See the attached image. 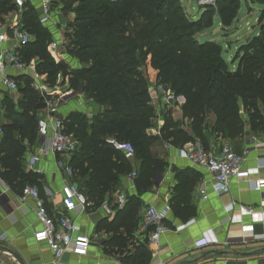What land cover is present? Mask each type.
Wrapping results in <instances>:
<instances>
[{"label": "trees", "instance_id": "obj_1", "mask_svg": "<svg viewBox=\"0 0 264 264\" xmlns=\"http://www.w3.org/2000/svg\"><path fill=\"white\" fill-rule=\"evenodd\" d=\"M10 1L0 0V14L14 9ZM62 1L63 9L74 14L67 22L65 49L80 62V67L72 68L53 58L47 49L54 39L53 31L41 24L37 13L30 8L24 11L22 20L34 38L20 49L19 57L27 64L35 60L37 71L49 87L56 84L59 75L64 83L68 78L71 89L81 87V92L101 107L92 119L77 111L63 118L65 132L78 141L68 165L74 175L82 178L89 206L100 205L118 189L121 178L134 170L137 189L148 188L165 166L154 151L159 138L147 133L154 125L156 112L149 82L136 63L138 55L146 60L150 57V65L157 71L158 86L167 85L175 95L183 96L184 115L192 118L193 134L190 135L172 120L170 110L163 109L166 118L163 141L173 137L174 145L183 146L200 139L208 147L206 128L211 112L216 120L210 130L223 138L233 140L244 135L246 123L242 111L247 113L253 133L264 131L261 108L264 105V29L262 34L238 48L235 68L223 57L219 43L197 38L201 29L213 25L216 16L224 26H231L241 8V0H215L201 5L203 12L198 18L188 13L181 0ZM251 1L263 6L259 21L264 23V0ZM22 81L24 84L18 82V86L23 93L19 104L23 112L14 113L15 105L6 101L13 120L8 130L4 125L5 135L6 130L10 135L18 128L26 137L34 138L38 133L39 112L53 96L37 91L30 78ZM9 139L11 148L0 151V166L5 169L1 173L3 178L7 169L16 171L15 177L23 171L24 149L14 143L12 136ZM108 139L128 145L135 154L133 162ZM190 171H177V176ZM140 208L138 197H127L126 205L114 219L100 221L97 231L110 235L104 241L106 253L128 247L131 235L138 228ZM134 248L125 264L137 260L146 264L151 255L148 247L140 244Z\"/></svg>", "mask_w": 264, "mask_h": 264}, {"label": "crops", "instance_id": "obj_2", "mask_svg": "<svg viewBox=\"0 0 264 264\" xmlns=\"http://www.w3.org/2000/svg\"><path fill=\"white\" fill-rule=\"evenodd\" d=\"M23 1L21 11L15 4V0H11L14 9L0 14V32L8 30L11 21L16 16L22 20L24 11L28 8L35 11L39 19V0ZM198 5L201 4L198 2ZM54 24L55 22L52 21L46 26L51 29L57 26L55 32L52 30L55 33L53 40H57L62 36V29L60 30L58 24ZM13 44L11 41H0V54L8 56L11 50L16 51V46ZM63 52V59L59 58L57 62L64 61L75 68V63L72 62L74 59L69 56L65 48ZM33 61L36 65V61ZM146 62L148 73L156 76V71L150 65V57ZM6 72L15 78L19 85H23L22 80L27 77L30 78L32 86L37 91L49 92L48 89L45 90L47 85L43 82L42 77L44 76L37 69L36 72L31 70V74H27L8 67ZM36 73L40 75L39 80L36 78ZM151 84L152 88H149V91L156 117L153 127L147 133L159 138L160 142L154 151L165 162V166L157 173L153 184L144 190L139 191L135 181L126 175L121 178L118 189L107 195L100 205L88 206L86 210L78 208L69 213V216L80 227V231L90 236L91 245L85 254L66 252L61 258V264H125L126 257L131 256L134 247L140 244L147 246L151 253L146 264H264V227L251 215L239 216V205L258 209L264 203V187L260 191L253 189L251 183L253 177H248L233 178L228 186L216 190L212 174L208 170L192 166L187 160L179 157L176 151V147L179 146L171 142L173 137L163 141L162 130L166 118L163 111L157 112L155 107V100L161 97L164 87L156 90L153 76H151ZM0 91L2 93L0 120L8 130V125L13 119L9 116L11 112L7 110L6 101L13 102L14 113L22 114L23 111L19 104L23 93L19 89L15 93L8 92L1 82ZM68 92L70 95L74 91L70 88ZM74 98L75 103L71 108L73 112L83 113L88 119H92L94 114L101 111V107L96 102L93 103V100L81 97V94ZM62 103V100L57 102L56 113L65 118L68 113L63 111ZM184 103L185 98L177 96L176 108L168 110L171 112L172 120L179 123L186 133L192 135V121L191 125H187L189 118L184 115ZM94 104L97 107H94ZM46 112L47 110L43 109L40 114L43 115ZM7 130L5 137L0 141V151L11 148L12 142L9 138L12 136L15 139L14 143L24 149L21 159L23 171L19 172V177H15L16 171L7 169L6 177L3 178L1 173L5 169L0 166V245L14 250L26 264H55L50 247L46 243L37 242L34 238L35 232L42 228V223L36 216L33 198L23 196V188L29 184L37 186L51 214H56L63 209L62 197L67 193L70 182H75L83 191L82 178L74 174L68 175L66 172V165L72 155L50 154L38 162V171L34 170L29 165V157L37 151L40 145H48L49 137L43 138L37 133L33 136L34 138H28L18 128L9 135ZM208 140L207 148L212 150H217L221 144L226 143L211 137ZM257 141L264 143V133L258 136L246 131L233 143L226 144L242 153L256 145ZM257 155H264V146L259 147L256 152L249 153L244 164L245 169L256 168L257 164L264 163V161H257ZM130 161L133 162V160ZM61 163L64 165L62 166ZM185 170L192 172L177 176V171ZM260 177L264 178V167L261 168ZM203 187L207 188V199H203L200 194V189ZM120 193H125L129 198H139L141 202L139 222L138 228L131 235L128 247L115 250L113 254H110L106 253L104 248V241L110 235L103 230L97 231V226L103 219H114L117 212L124 208L126 203L122 207L116 205V199ZM150 204L156 205L162 211L164 222L171 228L156 242H149L147 231L141 228L144 210ZM107 209L111 212L108 213ZM208 232L215 235L218 243L205 244L203 235ZM256 235H262V237L258 238ZM0 264H18V262L11 255L0 251ZM131 264L141 263L137 260Z\"/></svg>", "mask_w": 264, "mask_h": 264}, {"label": "built area", "instance_id": "obj_3", "mask_svg": "<svg viewBox=\"0 0 264 264\" xmlns=\"http://www.w3.org/2000/svg\"><path fill=\"white\" fill-rule=\"evenodd\" d=\"M215 0H200V4L211 3ZM41 24H48L54 21V13L59 0H39ZM15 4L22 10L24 1L15 0ZM19 11V12H20ZM21 13V12H20ZM60 24V22H55ZM67 28V26H66ZM66 28L61 30L60 38L49 43L47 49L57 61L63 59L66 40ZM32 39L31 34L25 28L21 18L16 16L11 21L8 30L0 32V41H11L16 46V51L11 50L8 56L0 54V82L10 93H15L18 89V82L7 74V68L13 67L18 71L31 74L30 71L36 72L35 62L27 64L19 57V50L27 45ZM19 49V50H18ZM18 50V51H17ZM35 77V76H34ZM36 78L39 80L40 75L36 73ZM41 88H43L41 86ZM47 90V89H45ZM52 94L51 92H47ZM2 93L0 91V107ZM156 99V98H155ZM177 95L169 88L164 87L161 97L155 101L157 112L163 109L176 108ZM55 104V105H54ZM57 103L52 100L46 101L47 112L39 117L38 133L41 137H49L48 145H40L35 153L29 157V165L38 171L37 164L43 158L50 154L72 155L78 148V141L72 134L65 132L63 118H57L53 115L57 110ZM5 135V128L0 120V141ZM115 149L124 152V156L128 160H134L135 154L133 150L125 144H121L115 139H108ZM170 146V145H169ZM264 143L257 141L256 145L246 149L244 152H237L229 144H221L217 150L207 148L200 139H194L185 143L183 146L176 147L177 155L187 160L192 166L208 170L214 180V188L217 190L226 187L230 184L233 178H252V188L260 191L264 187V178L260 177L261 168L264 163L257 164L256 168L245 169L244 164L249 153L258 151L259 147H263ZM257 161H264V155H257ZM62 166L64 165L61 163ZM68 175H73L70 166L66 165ZM137 176L136 170L129 174L131 180ZM23 196H30L34 200V209L37 218L42 223V228L35 232L34 238L39 243H46L53 252L55 264H61V258L68 251H73L79 254H85L89 251L91 238L89 235L80 231V227L69 216V213L76 211L78 208L86 210L90 205L85 193L79 188L75 182H70L67 187V193L62 197V210L56 214H51L46 206V201L42 196L40 189L35 185H26L23 188ZM200 194L203 199H207L208 191L206 187L200 189ZM127 201V195L120 193L116 199V205L122 207ZM110 213L111 210L107 209ZM245 214L254 217L264 227V203L258 209L239 205V216ZM237 216V215H235ZM233 216V218H236ZM141 228L147 231L149 242H156L160 237L171 230L164 222L162 211L153 204L146 207L143 213ZM260 238L262 235H256ZM205 244L218 243L217 238L212 232L204 234ZM163 264V263H159Z\"/></svg>", "mask_w": 264, "mask_h": 264}, {"label": "rangeland", "instance_id": "obj_4", "mask_svg": "<svg viewBox=\"0 0 264 264\" xmlns=\"http://www.w3.org/2000/svg\"><path fill=\"white\" fill-rule=\"evenodd\" d=\"M183 6L185 9L188 11L190 10L191 13L195 15L196 18L201 17L203 8L200 7L201 5H198V2L200 0H181ZM210 1V0H209ZM214 1H211V3ZM200 3V2H199ZM207 4V3H206ZM65 3L62 0H59V3L57 4V8L54 13V19L55 22H60L58 24V27L61 29H65L67 24L69 23L68 21L73 19V15L70 11H67L63 9ZM205 5V4H203ZM263 8L262 5L258 3H254L251 0H241V8L238 12L237 17L235 18L233 24L231 26H224L219 18L216 16L213 18V25L210 27H205L201 29L197 33V38L203 41H213L217 42L222 46V55L223 57L229 62L231 68H235L237 65L238 61L234 60V57L236 58L238 48L243 44L246 43L249 39L253 38L254 36L262 34V31L264 29V23L259 21V10ZM188 11V13H190ZM190 13V14H191ZM191 14V15H193ZM68 22V23H67ZM55 25V24H54ZM52 30L55 32L57 30V26H53ZM55 35V33H53ZM72 60L73 64L75 65V68L80 67V62L73 58ZM146 58L144 56H136V63L140 65V69L146 79L149 82V88H152L151 84V76H153V81L155 83L154 88L157 90H161L163 87L169 88L167 85L165 86H158L157 83V71L155 72V75L153 73L149 74L148 69H147V62ZM234 61V62H233ZM156 78V79H155ZM43 82L45 81V78L42 77ZM68 78L66 79L65 83L62 80V77L59 75L57 82L54 86L49 87L48 84L47 88L51 96H53V102L57 103L58 101L62 100V107L63 111L66 113H73L71 111V108L73 107V104L75 103V98L78 97L79 94H81V97L87 98L82 92H81V87L78 90H73L70 95L68 91H70L69 88V82ZM170 89V88H169ZM171 90V89H170ZM172 91V90H171ZM61 99V100H59ZM88 99V98H87ZM92 103V102H91ZM94 103V101H93ZM55 105V104H54ZM94 107H97V105L94 104ZM262 108V114L264 115V105H261ZM101 109V108H100ZM75 112V111H74ZM41 111L39 112V114ZM44 113V112H43ZM80 113V112H79ZM97 113V112H96ZM242 116L245 121V127L244 131H248V133H252L250 126H249V121H248V116L247 113H244L242 111ZM39 117L42 116V114L38 115ZM189 120L187 122V125H191L192 118L191 116H188ZM216 120L214 112H211L208 115L207 118V128H206V134L210 138H214V140L218 141H225L226 143H233V140L228 139V138H223L221 135H218L217 133H213L210 129L213 127L214 122ZM264 131L261 133H258L256 135L262 136ZM239 138V137H238ZM135 165V164H134Z\"/></svg>", "mask_w": 264, "mask_h": 264}, {"label": "water", "instance_id": "obj_5", "mask_svg": "<svg viewBox=\"0 0 264 264\" xmlns=\"http://www.w3.org/2000/svg\"><path fill=\"white\" fill-rule=\"evenodd\" d=\"M53 115L57 118H63V116L58 113H53ZM0 251L11 255L18 262V264H26L24 259L18 253H16L14 250L10 249L9 247L0 245Z\"/></svg>", "mask_w": 264, "mask_h": 264}]
</instances>
